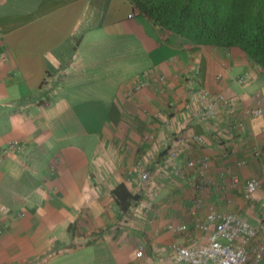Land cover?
Segmentation results:
<instances>
[{"label":"crops","instance_id":"crops-1","mask_svg":"<svg viewBox=\"0 0 264 264\" xmlns=\"http://www.w3.org/2000/svg\"><path fill=\"white\" fill-rule=\"evenodd\" d=\"M148 74L165 80L136 90ZM191 89L235 102L199 123ZM257 95L263 114L248 117ZM232 119L244 122L238 133ZM12 141L22 153L5 154ZM255 149L264 153V73L240 50L193 45L126 0H0V264H166L172 244L206 242L194 223L210 207L258 226ZM201 159L196 189L199 166L188 163ZM225 171L236 188L220 180ZM252 177L262 188L246 201ZM119 185L139 197L126 212Z\"/></svg>","mask_w":264,"mask_h":264},{"label":"built area","instance_id":"built-area-1","mask_svg":"<svg viewBox=\"0 0 264 264\" xmlns=\"http://www.w3.org/2000/svg\"><path fill=\"white\" fill-rule=\"evenodd\" d=\"M149 75V74H148ZM152 75V76H151ZM147 77H141L136 83V90L147 86L149 82L163 83L164 77L157 74H151ZM242 81V79H239ZM187 101L190 107L194 108V115L199 123L214 120L217 117L218 106L222 103H234L235 99L225 98L223 95H212L202 89H191L188 91ZM174 102H169L170 109L174 107ZM248 117H260L263 110L260 105L259 95L256 96L255 106L247 109L245 113ZM244 127L243 120L232 119L229 122V129L232 133H238ZM192 142L197 144L204 143V138L194 136ZM24 145L18 141H12L4 149L5 154L22 153ZM256 159H261L260 175L264 180V153L259 149L253 151ZM170 158L167 163L175 168L172 160L175 157V151H170ZM242 162L241 165H244ZM208 162L201 159L195 162H189L188 168L199 166L196 172V189L203 187L205 170ZM220 180L230 189L236 188L239 183L238 178L229 171L220 173ZM258 177H252L245 181L243 185V199L251 201L262 188V181ZM203 200L200 197L194 199L190 209L191 217H196L197 211L202 207ZM262 217L258 226H253L241 214L232 211H219L210 207L203 222L194 223V228L205 235L206 242L193 240L188 245L178 243L172 244L169 257L166 264H264V201L260 203ZM167 230L176 234H185L189 230L188 224L167 225ZM135 257H143L142 250L135 253Z\"/></svg>","mask_w":264,"mask_h":264},{"label":"trees","instance_id":"trees-1","mask_svg":"<svg viewBox=\"0 0 264 264\" xmlns=\"http://www.w3.org/2000/svg\"><path fill=\"white\" fill-rule=\"evenodd\" d=\"M138 14L196 46L236 48L264 73V0H126ZM117 206L136 201L119 185Z\"/></svg>","mask_w":264,"mask_h":264}]
</instances>
